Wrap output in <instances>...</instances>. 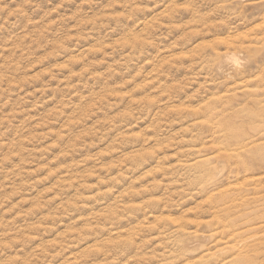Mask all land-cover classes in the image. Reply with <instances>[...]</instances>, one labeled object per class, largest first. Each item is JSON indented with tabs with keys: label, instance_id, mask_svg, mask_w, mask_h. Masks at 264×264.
Here are the masks:
<instances>
[{
	"label": "rangeland",
	"instance_id": "1",
	"mask_svg": "<svg viewBox=\"0 0 264 264\" xmlns=\"http://www.w3.org/2000/svg\"><path fill=\"white\" fill-rule=\"evenodd\" d=\"M0 264H264V0H0Z\"/></svg>",
	"mask_w": 264,
	"mask_h": 264
},
{
	"label": "bare ground",
	"instance_id": "2",
	"mask_svg": "<svg viewBox=\"0 0 264 264\" xmlns=\"http://www.w3.org/2000/svg\"><path fill=\"white\" fill-rule=\"evenodd\" d=\"M229 42V41H228ZM231 43V42H230ZM234 44V43H233ZM227 45V44H226ZM229 49V48H228ZM227 49V50H228ZM234 57V56H233ZM238 84V83H237ZM218 128V127H217ZM238 150H241V149H238ZM224 151V150H223ZM221 152V151H220ZM226 152V151H225ZM234 152H235V150H234ZM241 154V153H240ZM206 160V159H205ZM203 166V165H202ZM212 166V165H211ZM193 169V168H192ZM226 211V210H225ZM216 216V215H215ZM228 217V216H227ZM213 218H215V217H213ZM216 219V218H215ZM219 219V218H218ZM235 220V219H234ZM248 220V219H247ZM251 221V220H250ZM253 221V220H252ZM223 222V221H222ZM231 222V221H230ZM208 223V222H207ZM247 223V222H246ZM209 224V223H208ZM218 224V223H217ZM228 224V223H227ZM210 225H212V224H210ZM224 227V226H223ZM227 227V226H226ZM253 227V226H252ZM254 227H255V225H254ZM225 229V228H224ZM226 229H228V228H226ZM221 230V229H220ZM218 231V230H217ZM216 231V232H217ZM240 231V230H239ZM238 231V232H239ZM243 231V230H242ZM223 233V232H222ZM234 233H236V232H234ZM244 233V232H243ZM245 235V234H244ZM243 235V236H244ZM235 237H237V236H235ZM220 238V237H219ZM165 240V239H164ZM167 241V240H166ZM231 243V242H230ZM226 244H227V242H226ZM235 244V243H234ZM242 244V243H241ZM228 245V244H227ZM238 247V246H237ZM224 248V247H223ZM227 248V247H226ZM243 249V248H242ZM238 257V256H237ZM230 258V257H229ZM238 260V259H237ZM231 262V261H230ZM233 262H236V261H233Z\"/></svg>",
	"mask_w": 264,
	"mask_h": 264
}]
</instances>
